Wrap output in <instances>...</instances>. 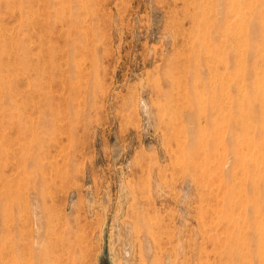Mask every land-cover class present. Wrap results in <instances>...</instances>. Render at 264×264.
Here are the masks:
<instances>
[{"label":"rangeland","instance_id":"374dc122","mask_svg":"<svg viewBox=\"0 0 264 264\" xmlns=\"http://www.w3.org/2000/svg\"><path fill=\"white\" fill-rule=\"evenodd\" d=\"M237 3L253 21L249 83L255 62L264 66L256 52L264 40L252 31L264 0H0L1 57L13 66L0 71L9 83L0 87L4 264H125L128 233L123 213L115 216L131 203L130 188L159 208L156 219L190 226L198 242L200 231L223 237L230 217L245 220L253 190L236 158L241 134L222 117L238 107L229 33ZM219 77L223 113L209 106L210 80ZM43 199L45 215L63 216V234L38 227L32 209ZM61 236L66 252L54 243ZM206 245L214 256L213 242Z\"/></svg>","mask_w":264,"mask_h":264},{"label":"bare ground","instance_id":"6f19581e","mask_svg":"<svg viewBox=\"0 0 264 264\" xmlns=\"http://www.w3.org/2000/svg\"><path fill=\"white\" fill-rule=\"evenodd\" d=\"M236 6L238 8H235H237L240 13L237 14V17L234 18L232 22L234 28L231 27L229 33L231 34V37L233 39L236 38L235 41L237 43V50L239 54V61L237 65L239 67V74L238 76H236V79L238 80V83L236 84L238 96L236 102L238 104V107L234 114L224 113L222 117L225 118L227 115L228 121L232 123V125L235 126L241 134V138L237 141L239 147L236 150V158L240 168L242 169L245 181L251 185L253 190V194L251 195V197H246L243 199V202L245 201L243 206L245 208L244 211L246 215L244 216V213H242L241 217H243L245 220L234 222V220H232L230 217L229 220L233 224L226 227V234L223 237H219L217 236V234V237H213L210 233L207 232V230L200 231L201 241L198 242L196 233L195 231L193 232V228H191L190 226L188 228H181L176 226L175 224L170 225V223L169 225H164L161 220L156 219L155 215L152 214V211L154 213H157L159 208L157 206H154L153 203L151 204L154 206L152 210L149 207H146L144 204H142L141 201H139L140 199L136 191L133 188H130L129 190H127V193L125 195L128 199V202L131 203H128L125 209H118L115 216L117 217L118 214H121L119 212L123 213V219L120 221V226L126 228L128 233V235L123 239V244L128 245V257L125 260V264H264V191L262 192L261 190L262 186L264 190V66L263 64L255 62V67L252 68L251 72L253 80L249 83L245 82V73H247V71H245L247 69V64L245 65V57L247 54L246 44H248L249 42V39L245 37L248 33L249 26L253 21L250 22L251 20H249L243 13H241L242 7H240V3H237ZM229 17L232 18V15H229ZM255 22L256 25L253 26L252 31L260 35V37H262L261 39L264 40V8H261V10H259L258 18ZM2 47V52L9 50L5 43L2 45ZM256 47L257 53L264 54V43L260 44L256 42ZM17 49L21 51L18 57L20 59L23 53L27 52L26 46L23 44V42H17ZM21 63L27 64L26 55H23V57L21 58ZM4 66H6L7 69H10L11 67L13 68L12 64L5 65L3 63L0 50V71ZM231 78L233 77L228 75L226 76V78L224 79L225 85L229 83ZM218 79H220V77L210 80L209 90L212 92V97L210 98L209 106L212 109V112L216 110L223 113L224 109H226V103L225 101H222L226 96V93L223 92L226 86L224 87V83L221 81L222 76L220 81H218ZM1 83L5 88L9 85V83L6 81V77L1 76L0 72V87L2 86ZM194 88L197 90L196 87ZM4 89H2V92ZM208 111L209 107L208 105H206V107L203 109V113H207ZM215 122L216 121L213 119H211V121L209 120L208 126L214 125ZM177 127L179 128V125H177ZM208 128L209 127H207V129ZM174 131L175 130H173V132ZM213 133L215 132L213 131ZM173 137L174 136H172V138ZM178 139L179 138H177V140ZM180 144L181 143H179V145ZM180 161L181 159L179 160V162ZM184 165L186 166V163ZM224 165L226 166L228 164ZM217 195H219V193H217ZM230 202L231 200L229 201V205ZM44 210H47L45 209L44 199L41 202L37 200L33 205L32 213L38 227L43 228L44 226H47L49 229V234H56V230L61 229L60 233L63 234L66 227V222L62 219L63 216L45 215ZM248 210L253 212V217H248ZM3 211L4 210H1L0 188V264H4V261H2L1 259V235L4 233L5 229V218L2 213ZM231 213L228 211L227 215L232 216ZM209 241H212L214 244V256H211L207 249L206 244ZM40 242L42 241L39 240V243ZM54 243L58 245L57 249H60L63 252L67 251V236H61V240ZM58 262H61V260H58Z\"/></svg>","mask_w":264,"mask_h":264}]
</instances>
